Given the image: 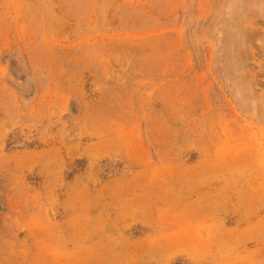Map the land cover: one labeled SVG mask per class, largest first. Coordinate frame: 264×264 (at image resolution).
<instances>
[{
    "label": "rangeland",
    "instance_id": "374dc122",
    "mask_svg": "<svg viewBox=\"0 0 264 264\" xmlns=\"http://www.w3.org/2000/svg\"><path fill=\"white\" fill-rule=\"evenodd\" d=\"M0 264H264V0H0Z\"/></svg>",
    "mask_w": 264,
    "mask_h": 264
}]
</instances>
